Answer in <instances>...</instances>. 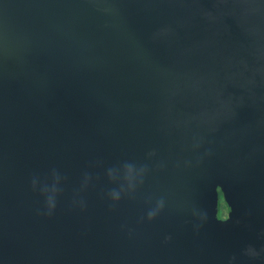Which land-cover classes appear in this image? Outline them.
<instances>
[{
  "label": "water",
  "instance_id": "95a60500",
  "mask_svg": "<svg viewBox=\"0 0 264 264\" xmlns=\"http://www.w3.org/2000/svg\"><path fill=\"white\" fill-rule=\"evenodd\" d=\"M0 264H264V0H0Z\"/></svg>",
  "mask_w": 264,
  "mask_h": 264
},
{
  "label": "rangeland",
  "instance_id": "374dc122",
  "mask_svg": "<svg viewBox=\"0 0 264 264\" xmlns=\"http://www.w3.org/2000/svg\"><path fill=\"white\" fill-rule=\"evenodd\" d=\"M223 203H224V201L219 198L217 209H218V214L221 216L225 215V209H226L225 204H223Z\"/></svg>",
  "mask_w": 264,
  "mask_h": 264
},
{
  "label": "flooded vegetation",
  "instance_id": "af4514ba",
  "mask_svg": "<svg viewBox=\"0 0 264 264\" xmlns=\"http://www.w3.org/2000/svg\"><path fill=\"white\" fill-rule=\"evenodd\" d=\"M218 197L223 200V195L219 189H218ZM223 204H225V203H223ZM225 208H226V205H225ZM219 217L222 219H225L227 217V209H225V215H223V216L219 215Z\"/></svg>",
  "mask_w": 264,
  "mask_h": 264
}]
</instances>
